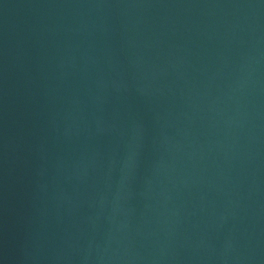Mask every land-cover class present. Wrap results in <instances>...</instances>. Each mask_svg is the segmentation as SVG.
<instances>
[{
	"label": "water",
	"instance_id": "obj_1",
	"mask_svg": "<svg viewBox=\"0 0 264 264\" xmlns=\"http://www.w3.org/2000/svg\"><path fill=\"white\" fill-rule=\"evenodd\" d=\"M0 264H264V0H0Z\"/></svg>",
	"mask_w": 264,
	"mask_h": 264
}]
</instances>
